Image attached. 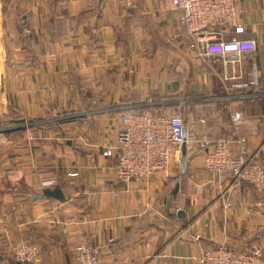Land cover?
<instances>
[{"label": "crops", "instance_id": "0c3cea01", "mask_svg": "<svg viewBox=\"0 0 264 264\" xmlns=\"http://www.w3.org/2000/svg\"><path fill=\"white\" fill-rule=\"evenodd\" d=\"M131 2L22 0L3 11L0 264H16L9 250L23 243L38 246L39 264H79L82 245L99 248L101 264H196L209 247L264 249V194L247 184L226 193L231 185L204 171L197 150L188 152L182 178L181 168L129 185L116 181L115 161L103 156L125 112L192 103L197 131L264 147V0H238L242 37L257 51L204 60L170 0ZM234 60L228 74L235 67L242 79L226 91L221 77ZM233 112L244 114L238 128ZM58 186L66 202L31 196Z\"/></svg>", "mask_w": 264, "mask_h": 264}, {"label": "built area", "instance_id": "2783aa9c", "mask_svg": "<svg viewBox=\"0 0 264 264\" xmlns=\"http://www.w3.org/2000/svg\"><path fill=\"white\" fill-rule=\"evenodd\" d=\"M133 6L131 0H126ZM173 9L179 14V24L193 38L199 59L213 56L238 58L257 51L254 39L243 38L246 32L241 23L238 0H170ZM2 46V36L0 48ZM2 61V60H1ZM0 61V62H1ZM225 63L222 75L224 89H237L241 76L235 67L228 74L229 65ZM0 93L5 90V76L0 66ZM232 81L229 86L227 83ZM233 126L239 127L244 121L242 112L231 115ZM195 116L185 112L181 106L169 108L165 113L149 110L143 113L127 111L121 120V128L116 142L103 152V156L115 161V179L118 183L129 185L135 182H151L157 175H171L182 168V148L186 144L188 152L197 150L201 155L204 171L215 181L229 183L225 190L234 186L248 184L259 194H264V147L251 151L245 136L235 138L212 139L205 129L194 128ZM204 119H200L202 125ZM22 127L29 128L25 123ZM79 173L70 172L68 177H78ZM201 188V187H200ZM224 192V191H223ZM10 256L14 262L39 264V248L34 244L23 243L11 246ZM99 248L91 249L87 245L76 249L79 264H101L98 258ZM4 249L0 246V258ZM196 264H264V249L261 244L252 242L249 250H236L226 245L209 247L195 256Z\"/></svg>", "mask_w": 264, "mask_h": 264}, {"label": "water", "instance_id": "95a60500", "mask_svg": "<svg viewBox=\"0 0 264 264\" xmlns=\"http://www.w3.org/2000/svg\"><path fill=\"white\" fill-rule=\"evenodd\" d=\"M188 158V148L187 145L184 144L183 148H182V157H181V161H182V171H181V178L186 174L187 172V168L189 165V160ZM181 178L178 180L175 188L171 191L172 195L174 198H177L179 195V190H180V180ZM32 198L38 200V199H44V200H58L60 202H66V197L62 191V189L58 186L55 187L54 189H44L38 193H32L31 194ZM172 206V201H168V208L170 209ZM186 216V212H184L183 210H180L178 212V217L180 219L185 218ZM16 264H23V263H18L15 262ZM25 264V263H24Z\"/></svg>", "mask_w": 264, "mask_h": 264}, {"label": "rangeland", "instance_id": "374dc122", "mask_svg": "<svg viewBox=\"0 0 264 264\" xmlns=\"http://www.w3.org/2000/svg\"><path fill=\"white\" fill-rule=\"evenodd\" d=\"M21 3L22 2V0H0V41H1V31H2V29H1V26L4 28V29H6L7 27H8V20L6 19V13L5 12H3L4 10H5V8H6V6L8 5V4H12V3ZM2 48V49H1ZM1 48H0V66H1V64H2V67H4V63H3V59H4V57H5V52L3 51V47L1 46ZM0 69H2V68H0ZM200 106H203L202 104L200 105ZM196 108H197V104L195 103H192V104H190L188 107L186 106V105H182V109L184 110V111H189V112H193L194 110H196ZM153 110H155V109H153ZM169 109H165V111H168ZM165 111H157V112H159V113H161V112H163V113H165ZM195 112V111H194ZM199 115H201V114H199Z\"/></svg>", "mask_w": 264, "mask_h": 264}, {"label": "trees", "instance_id": "16d2710c", "mask_svg": "<svg viewBox=\"0 0 264 264\" xmlns=\"http://www.w3.org/2000/svg\"><path fill=\"white\" fill-rule=\"evenodd\" d=\"M152 110V109H151ZM145 110H142L140 113H143ZM161 113H163V112H161ZM40 126V125H39ZM41 126H44V127H50V128H52V127H54L55 126V122H52V123H50V124H46V125H41ZM34 127H36V126H33L32 128H34ZM20 129H23V128H20ZM20 129H18L19 131H20ZM10 131H8V130H5L4 132H2V133H9ZM207 133H208V131H207ZM208 135H209V137L210 138H212V139H215V138H217V139H220V138H223V137H215V138H213L209 133H208ZM262 158V157H261ZM247 186H250V185H248L247 184ZM60 187V186H59ZM252 187V186H251ZM61 189H62V191H63V193H64V188L61 186L60 187ZM172 194V193H171Z\"/></svg>", "mask_w": 264, "mask_h": 264}]
</instances>
